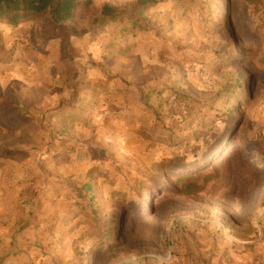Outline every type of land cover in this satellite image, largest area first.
Instances as JSON below:
<instances>
[{
  "label": "rangeland",
  "instance_id": "1",
  "mask_svg": "<svg viewBox=\"0 0 264 264\" xmlns=\"http://www.w3.org/2000/svg\"><path fill=\"white\" fill-rule=\"evenodd\" d=\"M7 35L0 27V104L26 107L33 124L0 122V264L232 263L227 251L250 235L264 249V0H166L86 41L55 34L44 53ZM230 120L231 150L259 176L224 202L183 197L170 175L203 159ZM216 161L206 169L221 179ZM22 181L61 182L80 202L44 229L17 222L10 188Z\"/></svg>",
  "mask_w": 264,
  "mask_h": 264
},
{
  "label": "trees",
  "instance_id": "2",
  "mask_svg": "<svg viewBox=\"0 0 264 264\" xmlns=\"http://www.w3.org/2000/svg\"><path fill=\"white\" fill-rule=\"evenodd\" d=\"M163 1L166 0H133L126 2L116 0L103 3L96 8L94 0H0V23L16 28L27 21L38 20L47 14L54 24L74 23L75 26L69 27L70 34L82 37L90 30L101 29L104 25L116 20L137 18ZM90 16H92V19L89 29L82 30L77 27L84 25ZM234 122L235 120H230L226 128L221 131V134L213 139L208 153L203 159L196 163L179 167L174 175H170L179 189L178 192L183 197L198 198L203 194V196H208L209 199L214 200L221 194V201L224 202L226 194L234 186L249 185L254 178L259 176L256 172L249 171L243 162V157L233 152L230 148L231 145L233 146L231 143L232 136L230 135L232 130L235 129ZM220 157L223 159V163H221V179L216 171L217 166L213 167L211 173L206 169L208 166L216 164V160ZM230 164H233L234 170L232 172H230ZM200 181L201 184H199ZM211 181L213 183H209ZM228 181H230L229 184ZM147 193L149 191L139 190L136 197L142 198ZM119 202L116 216L125 210L127 204V201L122 197L119 198ZM130 218L133 219L134 217L131 216ZM115 219V215H112L110 223L114 224ZM147 219L149 220L148 216ZM140 220L142 219L140 218ZM129 229L130 227H128ZM110 243L111 241L107 238L99 247L103 248Z\"/></svg>",
  "mask_w": 264,
  "mask_h": 264
},
{
  "label": "crops",
  "instance_id": "3",
  "mask_svg": "<svg viewBox=\"0 0 264 264\" xmlns=\"http://www.w3.org/2000/svg\"><path fill=\"white\" fill-rule=\"evenodd\" d=\"M63 24H54L51 20L50 17L46 14L42 16L38 20H33V21H27L21 25H19L16 28L8 27L5 24L0 23V27H4L5 30L7 31V39L12 40V41H25L26 45H30L33 48L39 47L41 52H47L48 49H45V47H51L52 43H55V40L53 38V35L57 36H62L63 41H66L68 38H76V36H72L68 30V33L66 31H63L64 27ZM62 30V32L60 31ZM65 36V37H64ZM76 39H79L80 41H86L87 39L82 37H77ZM100 41V40H97ZM47 42H52V43H47ZM30 51L33 53V51ZM26 60H28L26 58ZM20 73V72H19ZM60 101V100H59ZM57 103V106L55 110H60L62 107V103L59 102ZM18 105L15 104H10V103H5V104H0V108L3 109V113H0V122H2L3 126H16L20 124H24L25 126L28 127L32 125V121L29 116V113H25L26 107H19L21 109L20 113H17V108ZM53 109V108H52ZM24 112V113H23ZM19 114L21 116L20 119ZM30 117V118H29ZM29 118V119H28ZM22 178V175L19 174L18 179L20 180ZM17 182V181H16ZM47 183V182H46ZM61 182H51L49 184H43L39 185V190L36 191L34 189L35 187L30 188L29 184H27L25 181H22V183H17V186L15 187L14 185L10 189L17 188L16 191L12 192L10 194V198L17 199L21 205H17L16 210L17 213H12L14 215H17V218H15V221H25V216L29 220L32 219V221H35L37 223L41 224V228L44 229L43 225L49 221L54 219L59 220L60 215L64 216L65 212L63 210L66 207V202L67 201H77L78 197L74 196L72 197L71 192H67L69 190L68 188L66 189V185L60 184ZM8 189H4L3 184L0 185V197L2 198V195H4L3 191H7ZM34 190V191H33ZM15 196V197H14ZM9 197V196H8ZM6 197V199L8 198ZM78 202H80V199H78ZM7 203H4V205H0V212L3 210V206H6ZM37 209V210H36ZM0 213V214H3ZM57 217V218H56ZM81 216H78L80 218ZM24 218V219H23ZM78 219H74L72 224L69 225L72 226L75 224V222ZM59 222V221H57ZM251 226L255 228V225L251 223ZM42 232V231H41ZM257 232V231H254ZM31 234H33L31 232ZM1 237H5V233L0 234ZM256 237V235H254ZM258 236V235H257ZM249 241H244V240H236V247L234 250H229L227 252H230L233 257V262H221V264H264V255H263V261H258L257 257L259 254L263 253L264 254V249L261 248L260 250L256 248V243L258 240H250L252 239V235L248 236ZM257 239V237H256ZM254 244V245H253ZM252 245L254 246L252 248ZM225 247H221V254H224L225 252ZM263 250V252H261ZM225 252V253H227Z\"/></svg>",
  "mask_w": 264,
  "mask_h": 264
}]
</instances>
